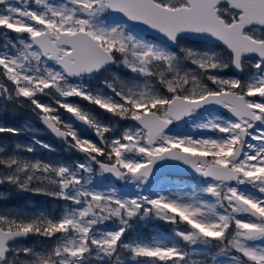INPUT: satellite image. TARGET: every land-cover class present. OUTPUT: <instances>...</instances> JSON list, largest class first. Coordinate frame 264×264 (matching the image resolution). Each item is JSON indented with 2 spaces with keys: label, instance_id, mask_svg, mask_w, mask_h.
<instances>
[{
  "label": "snow or ice",
  "instance_id": "6c2138e0",
  "mask_svg": "<svg viewBox=\"0 0 264 264\" xmlns=\"http://www.w3.org/2000/svg\"><path fill=\"white\" fill-rule=\"evenodd\" d=\"M0 37V116L80 154L0 149V264H264V0H0Z\"/></svg>",
  "mask_w": 264,
  "mask_h": 264
},
{
  "label": "rangeland",
  "instance_id": "374dc122",
  "mask_svg": "<svg viewBox=\"0 0 264 264\" xmlns=\"http://www.w3.org/2000/svg\"><path fill=\"white\" fill-rule=\"evenodd\" d=\"M54 2H60V0H54ZM3 43V38L0 37V44ZM45 102H47V98H42ZM25 113L23 120L21 118L16 119L15 115H11L8 113L0 116V127H8L13 128L18 131V135L4 134L0 135V149H3V155H19V156H27L30 159H39L42 161H62V162H71L72 160L80 159L79 155L72 152L69 153L65 151L64 147L53 148L54 151H49L42 147L41 145H48L41 141L40 137L45 136L49 137L48 133L43 130H36V123L39 122L38 116L29 110L25 109L22 111ZM8 136V139L5 137ZM52 138V137H51ZM39 143H36V142ZM16 145L20 146V149H16ZM49 146V145H48ZM25 147H32L34 151L32 153L24 152L22 149ZM65 152V153H63ZM45 203H47V199L41 197ZM59 202H51L50 207L54 204H58ZM48 207V208H50ZM29 210L35 211L38 209L37 206L29 205ZM27 211V210H26ZM167 226L164 227L163 231L167 233ZM150 231H146L145 235H151ZM34 241L30 240L27 245H32Z\"/></svg>",
  "mask_w": 264,
  "mask_h": 264
},
{
  "label": "flooded vegetation",
  "instance_id": "af4514ba",
  "mask_svg": "<svg viewBox=\"0 0 264 264\" xmlns=\"http://www.w3.org/2000/svg\"><path fill=\"white\" fill-rule=\"evenodd\" d=\"M38 119H39V117H38ZM39 122L41 124H39L38 122L36 123V130L41 131L44 129V127H43L40 119H39ZM5 137H6V135H5ZM51 137H52L51 135H49V137L48 136L47 137L42 136V137H40V139L44 143H47L52 149L53 148H59L60 146L65 148V145L62 142H59L55 138H53V137L51 138ZM6 138L8 139V136ZM63 153H65V152H63ZM76 154L80 155L78 153H76ZM47 201L48 202L45 203L41 197H35V196L27 195V194H21V195H17L14 198L10 199L7 203L9 204V206H13V207H17V208H23V209L31 212V210H29V208H28V206L31 204L34 206H37L38 208L49 209L48 207H50V201L49 200H47ZM29 242H30V240L24 242L23 244H28Z\"/></svg>",
  "mask_w": 264,
  "mask_h": 264
},
{
  "label": "water",
  "instance_id": "95a60500",
  "mask_svg": "<svg viewBox=\"0 0 264 264\" xmlns=\"http://www.w3.org/2000/svg\"><path fill=\"white\" fill-rule=\"evenodd\" d=\"M66 119H67V117H66ZM42 125H43V127H44V129L47 131V133L49 134V135H51L53 138H55L57 141H59V142H61L58 138H56L51 132H50V130L49 129H47V127L42 123ZM24 242H26V241H21V242H19V243H24Z\"/></svg>",
  "mask_w": 264,
  "mask_h": 264
},
{
  "label": "trees",
  "instance_id": "16d2710c",
  "mask_svg": "<svg viewBox=\"0 0 264 264\" xmlns=\"http://www.w3.org/2000/svg\"><path fill=\"white\" fill-rule=\"evenodd\" d=\"M24 115H25L24 112H20L19 114H16L15 116H16V119H17V120H18V118H21V119L23 120ZM147 232H148V231H147Z\"/></svg>",
  "mask_w": 264,
  "mask_h": 264
}]
</instances>
